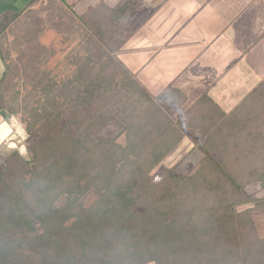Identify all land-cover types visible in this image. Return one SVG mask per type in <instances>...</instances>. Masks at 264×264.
<instances>
[{
  "label": "trees",
  "instance_id": "trees-1",
  "mask_svg": "<svg viewBox=\"0 0 264 264\" xmlns=\"http://www.w3.org/2000/svg\"><path fill=\"white\" fill-rule=\"evenodd\" d=\"M142 4L101 1L74 14L85 26L75 32L83 31L99 45L116 26L139 18ZM30 15L26 12V24ZM3 46L0 41V52ZM83 50L86 55H73V74L59 81L48 72L34 80V93L26 95V100L36 97V106H26L21 119L34 157L28 161L15 155L0 173L3 181L14 172L23 187L0 194V239L12 227L26 233V243L72 237L83 253L91 252L89 264H135L133 256L142 257V264H264V236L253 218L255 211L264 212V199L235 211L252 200L245 191L250 182L264 186V81L231 111L207 93L185 106L181 89L168 86L153 96L119 56L110 57L102 47ZM119 94L125 106L116 121L124 145L99 134L114 119L109 106ZM42 128L44 136L39 135ZM193 129L202 132L201 141L191 136ZM187 136L203 153L196 172L157 169ZM89 192L97 199L85 209L81 199ZM169 194L175 195L174 202L157 223L156 199ZM61 196L65 201L56 206ZM118 211L134 218L124 230L113 227ZM138 221L154 227L136 234ZM7 250L0 248V262ZM21 259L14 264H33L29 256L26 262Z\"/></svg>",
  "mask_w": 264,
  "mask_h": 264
},
{
  "label": "rangeland",
  "instance_id": "rangeland-1",
  "mask_svg": "<svg viewBox=\"0 0 264 264\" xmlns=\"http://www.w3.org/2000/svg\"><path fill=\"white\" fill-rule=\"evenodd\" d=\"M73 1L75 0H28L26 4L20 6L22 8L18 13H8L9 15H5L0 22V33H4L2 36L0 35V41L5 45L3 46L5 47L4 52L1 51L2 53H0L4 71H6L0 79V112L6 111L3 103L6 104V107L9 105L10 112H16L8 115V123H12L14 125L12 126L13 128L9 129V127H6L3 132H0V173L5 171L7 161L15 155H21L28 161H31L34 157V152L31 148L32 139L28 138L25 124L21 120L26 115V106L30 108L36 106L35 96H31L26 100V95L28 96L30 91L34 93L32 88L34 80L43 79L48 72L56 75L59 81L67 78L76 69L73 55H86L83 49L89 47L97 50L102 47L105 50V54L107 53L110 57L117 58L123 40L130 36L135 25L149 13V10L141 7L139 18H135L130 24L116 26L106 37L107 40H98V45L90 38L84 37L83 31L80 33L75 32V29L77 30L78 28L85 30V26H82L77 21L74 14L85 12L87 5L90 4L92 7L99 0H81L82 2L77 1L78 4ZM90 6L89 8H91ZM26 12H29L31 14L30 17L33 16L36 21H33L34 19L32 18L26 24ZM72 19L75 22L77 21L75 25L70 22ZM33 23L36 26L35 31L33 28L31 29L30 24ZM93 43L94 45L91 46ZM234 96L236 94L232 96V99H234ZM117 99L109 106L111 113L115 116L114 119L99 134L105 137H116L117 141L124 145L126 137L125 134H122V126L116 120L123 115L121 110L124 109L125 103H123V97L120 94ZM87 110L90 109L88 108ZM37 128L41 127L37 126ZM191 132V136L195 137L197 141H201L203 138L201 131L193 129ZM39 135H45V128L40 129ZM196 143V140L187 137L182 145L175 147L163 159L157 169L165 173L169 171L175 174L192 175L199 168L203 156ZM29 176L30 174H27L26 178ZM19 180L14 172H11V176L9 175L5 180H0V194L7 196L6 192L10 188L22 189L23 187H21ZM244 181L248 182L249 179L246 178ZM245 189L252 200L249 199L248 202L236 205V212L252 208L255 204L254 199L261 200L264 198V186L259 183L250 182ZM152 190L154 191V189ZM61 197L56 199V206L65 201L64 197ZM174 197L175 195L169 194L162 197V200L160 199L161 197L156 199L159 201L155 207L153 220L157 219L158 216L157 223L162 221V213L164 210V213H166V210L169 211V206H172ZM96 199L97 196L93 192H89L82 197L81 201L84 208L89 209ZM143 206L140 207L142 211L145 208ZM253 218L257 230L264 236V212L255 211ZM133 219L128 212H125V215H121L119 212V220L115 221L113 227L124 230L127 225L132 224ZM141 221L136 223V234L144 235L154 225L142 224ZM25 237L26 233L15 227L6 232L4 240L0 239L2 244L0 248L8 249V253L4 257L5 261L0 262L1 264L21 262V256L25 262L28 261L26 256H29L33 264H63L64 261L68 262V264H89L87 258H91V252L83 253L82 248L72 237L56 238L54 240L47 239L45 241L34 239L30 243L24 241ZM14 247L16 250H14ZM21 251L24 255L21 254ZM132 260L135 264H142V257L140 256H133Z\"/></svg>",
  "mask_w": 264,
  "mask_h": 264
},
{
  "label": "crops",
  "instance_id": "crops-1",
  "mask_svg": "<svg viewBox=\"0 0 264 264\" xmlns=\"http://www.w3.org/2000/svg\"><path fill=\"white\" fill-rule=\"evenodd\" d=\"M101 1L120 0L93 6ZM26 2L0 0V22ZM142 7L149 13L118 56L153 96L173 86L186 94L185 106L207 93L231 111L264 81V0H143ZM8 115L0 112V132L14 126Z\"/></svg>",
  "mask_w": 264,
  "mask_h": 264
}]
</instances>
